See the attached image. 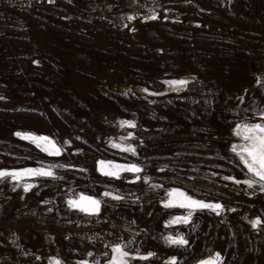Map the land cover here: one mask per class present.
Wrapping results in <instances>:
<instances>
[{"label": "rangeland", "instance_id": "374dc122", "mask_svg": "<svg viewBox=\"0 0 264 264\" xmlns=\"http://www.w3.org/2000/svg\"><path fill=\"white\" fill-rule=\"evenodd\" d=\"M262 115L264 0H0V171L53 173L0 178V264H109L116 246L127 264H264V182L231 150ZM171 189L219 214L169 224L189 212L164 207ZM80 194L97 213L69 208Z\"/></svg>", "mask_w": 264, "mask_h": 264}, {"label": "snow or ice", "instance_id": "6c2138e0", "mask_svg": "<svg viewBox=\"0 0 264 264\" xmlns=\"http://www.w3.org/2000/svg\"><path fill=\"white\" fill-rule=\"evenodd\" d=\"M153 19L155 17H152ZM170 85H172L176 90H179L180 87H183L187 82L186 81H170L168 82ZM261 119H264V115L261 116ZM127 123L128 126L134 127L133 124L130 122H124L121 121V124ZM17 135H21L20 133H17ZM236 135H238L243 143L240 145H233L232 146V152L238 156L240 162L243 164V166L247 169L248 173L251 177H254L255 179H248L246 181H243V183H246L249 187H252L253 184L257 182H264V124L256 123V124H244L238 126V130L236 132ZM22 138L24 139H30L33 142L37 143V146L40 147V142H46L48 146H45L42 148L43 151L48 152L49 155H58L60 152V149L55 146V144L49 140L47 137H35L28 134L22 135ZM113 147H118V145H113ZM122 151H131L134 153V149L131 147L128 148H122ZM102 166V170L107 167L106 163L104 161L100 162ZM123 170L126 171H132V172H140L142 171L140 168L136 167L135 165H132L131 167H125V166H117ZM105 175H115L118 178V173L113 171H105ZM53 173L51 170H46L44 168H37V169H31V168H25L21 171L17 172H7V171H0V178L4 177H11L13 181L19 182L20 179L26 177V176H52ZM147 182V181H146ZM236 183H241V181H235ZM29 185H25L24 191L27 192L29 190ZM261 187L264 188V183L261 184ZM105 195H108V193H105ZM169 199L164 202V207H180V208H186L189 209L188 215L185 217H176L173 220L169 221V224L173 223H187L192 215V212L197 209H211L213 211H217L221 209V205L219 204H207L203 201L196 200L190 196H188L186 193L179 191L178 189H172L167 193ZM120 197L115 196L113 199H119ZM69 206L71 207H77L79 210L87 212L89 214H94L98 212V206L99 201L92 199L91 197H85L81 196L79 201H69ZM217 214L219 212L217 211ZM260 223L259 220L253 222V227L258 225ZM165 240L169 244H179L184 245L187 243L186 240L183 239L182 236H177L176 238H173L172 236L165 237ZM113 256L110 260L109 264H127V258L128 253L124 251L121 247L116 246L112 249ZM151 256L152 254H148ZM139 259H147L148 256H140L136 257ZM218 259V257H217ZM168 264H175V260L169 261ZM205 264H214V262H205Z\"/></svg>", "mask_w": 264, "mask_h": 264}, {"label": "bare ground", "instance_id": "6f19581e", "mask_svg": "<svg viewBox=\"0 0 264 264\" xmlns=\"http://www.w3.org/2000/svg\"><path fill=\"white\" fill-rule=\"evenodd\" d=\"M170 81H173V80H170ZM170 81H166V84H168V86H172V85H170L168 83ZM262 124H264V123H262ZM26 140L28 141V143L35 145L40 150V152L43 151L42 150L43 147L48 146L46 144V142H40L41 146L38 147L37 146V143L33 142L32 140H30V139H26ZM239 141H241V144L243 143V141H242V139L240 137H239ZM43 153H44V151H43ZM106 165H107V167H105L103 170H102V166H101L100 163L97 165V172L102 177H106V178H115L116 177L115 175H105L104 174L105 171H113V172L118 173V175L125 174V173L126 174H132L133 173L132 171H126V170H123V169L117 167V166H125V165H120V164H115V163H106ZM125 167H131V166H125ZM8 172H12V171H8ZM31 179H33V177H31V176H26V177L22 178V180H25L26 181L25 183H23V185L24 186L25 185H29L30 186L31 182H29V181ZM81 196L89 197V196L81 195L80 194L77 197H75L73 199H70V200L71 201H79V199H80ZM92 199H94V198H92ZM168 199H169V197H168V195H166L165 200L162 202V204L164 205V202L167 201ZM94 200L100 201L99 198H95ZM68 206H69V203H68ZM69 208L72 209V210H76V211H79V212H83V213L89 214L87 212H84V211L79 210V208H77V207H71V206H69ZM168 208L169 209H176V210L185 209V210L189 211V209L180 208V207H168ZM98 209H99V206H98ZM197 210H200V209H197ZM167 245H172V244L167 243ZM112 256H113V252L111 254V259H112ZM213 261H214L213 257L211 255H207V256L198 257L195 260H192L191 262H189L188 264H205V262H213Z\"/></svg>", "mask_w": 264, "mask_h": 264}]
</instances>
